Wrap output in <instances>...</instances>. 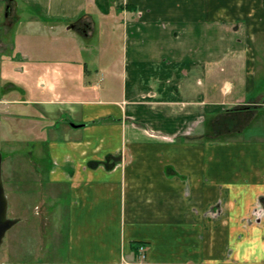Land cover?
Masks as SVG:
<instances>
[{
    "label": "crops",
    "instance_id": "1",
    "mask_svg": "<svg viewBox=\"0 0 264 264\" xmlns=\"http://www.w3.org/2000/svg\"><path fill=\"white\" fill-rule=\"evenodd\" d=\"M26 1L68 41L41 61L30 46L14 59L17 39L3 59L21 103L69 117L47 150L49 180L67 187L57 264H264V139L250 122L210 140L208 122L262 104L264 0ZM98 22L90 65L78 36Z\"/></svg>",
    "mask_w": 264,
    "mask_h": 264
},
{
    "label": "rangeland",
    "instance_id": "2",
    "mask_svg": "<svg viewBox=\"0 0 264 264\" xmlns=\"http://www.w3.org/2000/svg\"><path fill=\"white\" fill-rule=\"evenodd\" d=\"M7 3L0 0V151L3 153V179L9 200L8 215L19 217L21 221L6 233L0 248V264H57V259L64 254V241L68 235L64 224L67 206L60 200L67 187L49 180L47 172L52 161L47 150L52 139L61 137V127L68 125L69 117L58 115L55 110H45L41 105L34 107L21 103L25 99L24 90L13 85L5 75L8 66L4 57L10 54L13 42L18 39L21 42L19 49L11 53L14 59L23 55L19 51L24 52L30 46L33 56L29 60H56L54 52L45 54V50L54 51L57 44L65 40L55 34L46 35L45 24L40 18L44 11L39 5L13 0L11 14L6 16ZM32 14L39 17L33 20V25L17 24L19 16ZM104 28L105 25L98 22L92 38L78 36L85 49L82 55L90 65L93 64L91 56L97 55L98 49L106 44ZM116 38L118 35L114 34L112 39ZM116 42L113 50L118 55L119 42ZM67 43L65 41V45ZM258 72L260 77L264 75L263 66ZM262 86L263 83L257 84L256 90L261 91ZM222 107L225 108L221 115L208 116L209 126H213L209 127L210 140L222 138L228 130H240L250 122V135L264 139V98L262 104L253 105V111L237 112L234 109L239 106L228 104ZM248 130L242 134L244 137H248ZM247 259L244 256L237 258L240 263H246Z\"/></svg>",
    "mask_w": 264,
    "mask_h": 264
},
{
    "label": "water",
    "instance_id": "3",
    "mask_svg": "<svg viewBox=\"0 0 264 264\" xmlns=\"http://www.w3.org/2000/svg\"><path fill=\"white\" fill-rule=\"evenodd\" d=\"M9 6L6 8V15L10 13ZM9 200L6 194L3 179V153L0 151V248L8 230L21 221L19 217H9Z\"/></svg>",
    "mask_w": 264,
    "mask_h": 264
},
{
    "label": "trees",
    "instance_id": "4",
    "mask_svg": "<svg viewBox=\"0 0 264 264\" xmlns=\"http://www.w3.org/2000/svg\"><path fill=\"white\" fill-rule=\"evenodd\" d=\"M254 110V107H253V105L252 106H239V107H236L235 109H234V111H237V112H245V111H253Z\"/></svg>",
    "mask_w": 264,
    "mask_h": 264
},
{
    "label": "flooded vegetation",
    "instance_id": "5",
    "mask_svg": "<svg viewBox=\"0 0 264 264\" xmlns=\"http://www.w3.org/2000/svg\"><path fill=\"white\" fill-rule=\"evenodd\" d=\"M5 1H8V3L6 4V8H7V6H9L10 8H9V10L11 11L12 10V6H11V2H13V0H5ZM11 13H9L8 15H6V16H9Z\"/></svg>",
    "mask_w": 264,
    "mask_h": 264
},
{
    "label": "built area",
    "instance_id": "6",
    "mask_svg": "<svg viewBox=\"0 0 264 264\" xmlns=\"http://www.w3.org/2000/svg\"><path fill=\"white\" fill-rule=\"evenodd\" d=\"M140 249L143 251L144 250V246H141Z\"/></svg>",
    "mask_w": 264,
    "mask_h": 264
}]
</instances>
